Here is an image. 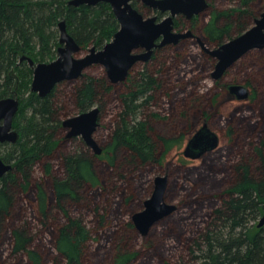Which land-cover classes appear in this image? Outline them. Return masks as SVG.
<instances>
[{
  "label": "trees",
  "instance_id": "trees-1",
  "mask_svg": "<svg viewBox=\"0 0 264 264\" xmlns=\"http://www.w3.org/2000/svg\"><path fill=\"white\" fill-rule=\"evenodd\" d=\"M218 1L188 21L210 46L241 34L264 11V0H230L235 6L226 7L229 0ZM61 20L82 50L103 48L119 29L106 2L0 0V98L28 88L25 77V85L16 84L18 69L33 72L19 63L22 54L55 59ZM189 42L155 48L119 83L85 72L64 81L70 87L59 95L62 83L45 97L32 90L23 96L14 120L19 140L0 143V153L9 148L0 156L13 164L0 178V264H264V226L255 222L264 215V49L241 62L254 70L245 81L251 95L220 112L223 146L199 164L172 162L167 190L179 208L150 235L149 249H132L139 232L131 216L153 189L148 173L172 159L180 138L215 109L199 86L216 59L200 47L193 53ZM72 105L79 112L98 106L100 121L108 106L114 109L109 134L99 140L102 154L67 138L62 117ZM70 140L77 146L68 147ZM109 245L113 260L102 253ZM177 247L187 254L177 257Z\"/></svg>",
  "mask_w": 264,
  "mask_h": 264
},
{
  "label": "water",
  "instance_id": "water-1",
  "mask_svg": "<svg viewBox=\"0 0 264 264\" xmlns=\"http://www.w3.org/2000/svg\"><path fill=\"white\" fill-rule=\"evenodd\" d=\"M135 1H141L145 6L167 15L161 20L158 15L146 16L134 6ZM100 2L110 4L119 22V29L112 40L103 48L93 46L85 56L76 57L75 54L82 48L69 33L66 21L61 20L58 25L60 46L57 50V58L36 62L28 54L20 56L19 63L26 62L33 70L31 84L33 92L45 97L59 83L79 79L94 65L103 66L112 83L125 81L137 63L151 59L155 48L178 44L182 39L196 37L191 29L187 31L175 29L176 16L183 14L191 19L209 6L207 0H69V4L75 7L93 6ZM198 40L200 41L199 37ZM201 45L217 59L212 77L214 80H219L246 53L253 49L264 48V12L256 18L252 27L215 49L206 47L202 42ZM228 90L238 100H246L250 97L249 88L243 84H229ZM19 108L20 99L17 92L13 96L0 98V143L14 144L19 140L20 133L14 128V120ZM100 113L101 109L94 106L62 120V125L67 130V138L81 136L97 155L103 152V148L95 138V132L100 126ZM219 142L218 134L205 123L188 140L184 156L199 159L207 152L215 150ZM12 169L13 164L6 162L0 156V178ZM168 184L167 175L157 176L151 197L145 201L144 208L132 216L135 227L144 236L158 222L177 210L175 204L165 200ZM262 226H264V215L258 222V227Z\"/></svg>",
  "mask_w": 264,
  "mask_h": 264
},
{
  "label": "rangeland",
  "instance_id": "rangeland-1",
  "mask_svg": "<svg viewBox=\"0 0 264 264\" xmlns=\"http://www.w3.org/2000/svg\"><path fill=\"white\" fill-rule=\"evenodd\" d=\"M212 9H214V7H217L218 6V3L219 1L218 0H208ZM236 1V0H235ZM228 2V1H227ZM233 1H230L228 3L226 2H223L222 4V7H226V6H235L233 5L232 3ZM220 6V5H219ZM135 7L137 9H139L142 13H144V15L146 16H154V15H158L159 19H163L166 15L164 14L163 16H161L159 14L158 11H155V10H151L149 11L148 10V7H146L141 1H137L135 3ZM177 19H179L180 21V25L178 27H176V30L178 31H187L188 28H191L193 30V32L195 33L196 37H191V38H186L188 40H190L189 42V45H191V51L193 53H198L199 51V47L201 50H203L205 53H207L208 55H210L212 57V55L210 53H208L204 48L203 46L201 45V42L204 43V45L210 49H215L217 46H210L208 45L202 38L201 36L198 34L197 30L195 28H192L190 26V24L188 23V20L186 18H181L180 16L179 17H176ZM205 19L206 21L209 19V16H205ZM252 25H254V22L251 23V25L248 27L250 28ZM57 28L59 29V26H57ZM60 31V30H59ZM244 32V31H243ZM238 35L234 36V37H237ZM198 37L200 38V41L198 40ZM197 41V44L199 45H196V44H193V41ZM180 43V42H179ZM60 46V45H59ZM264 49V48H263ZM263 49H253L251 51H249L248 53L252 52V51H255V50H263ZM89 50V49H88ZM88 50H81L80 52L76 53L75 56L76 57H83L85 56L87 53H88ZM247 53V54H248ZM245 54L243 57H241L232 67L229 68V70L225 73V75L220 78L219 80H214V78L212 77V72L214 71L215 69V65H216V62H217V59L215 61V65H214V68L210 70V76L200 80V91L202 93H207L208 95V102L209 103V100H213L214 101V112L213 114H210V115H207L206 117H203L202 119L198 120L199 123L195 126L196 129L194 130V132L191 134V136H189L188 138L187 137H183V138H180V140L182 141V144H181V148L179 151H177V153L174 154V156L172 157V159L170 158L168 161H166L163 165L161 164L160 167L159 166H153L152 169L150 170V172L148 173V177L149 179L151 180V183L153 185V189H152V192L150 193V195L144 200L143 202V208H144V203L145 201L151 197L152 193H153V190H154V184H155V178L159 175H167L169 177V184L168 186L170 185V170H171V164L173 161H181L183 159H187V161L189 162V164H199L200 163V160L203 159L205 157L206 154H210V153H213L214 151H216L217 149H219L222 145V137H221V134L219 132V130L217 129V127L219 128L220 124L218 121V118H220L221 114L220 112L222 111V109L224 107H231L230 105H233V102L234 101H243V100H238L235 98L234 95L230 94L228 89H227V86L229 84H243V85H246L248 87V85L245 83L246 79H248V76L246 75L248 72L249 73H254V70H251L249 67H247L245 64H242V60L243 58L247 55ZM34 58V57H33ZM57 58V55L56 57ZM35 59V58H34ZM36 60V59H35ZM51 61V60H49ZM36 62H41L39 60H36ZM143 63V62H142ZM239 66V67H238ZM25 69V71H24ZM24 69H18L17 70V75H18V81L16 84L19 83V81L21 80V85L22 83L25 85L24 83V78L25 77V80H26V83L29 85L28 88H22V90L20 91L18 97L20 99V101L22 102V99H23V96L26 97L29 95V92H31V84H32V80H33V72H32V75L28 73L27 69L24 68ZM33 71V70H32ZM86 73H89V74H93V75H106V71H105V68L101 65H94L92 67H90L89 69H87L85 71ZM84 72V73H85ZM107 76V75H106ZM64 82V81H63ZM61 82L62 84H58L59 87H58V95H59V92H63V90H66L68 89L70 86L69 84L67 83H63ZM249 88V87H248ZM249 90H251L249 88ZM251 95V93H250ZM234 100V101H233ZM247 100V99H246ZM236 105V103H235ZM72 108L71 110V113H67L66 115H64L62 117V120L67 118V117H70V116H74V115H77L79 114L80 112L73 109V105L70 107ZM153 109H155V107H151ZM115 114V111L114 109L112 108V106H108V112H106L103 116H102V119L100 121V126L98 127L97 131L95 132V138L96 140L99 142V140L103 139L105 140L106 137L108 136L109 134V122H110V119L113 117V115ZM205 123L208 124V126L213 130L215 131L219 138H220V142H219V146L211 151V152H207L205 155H203L201 158L199 159H190V158H187L184 156V149H185V146L188 142V140L197 132V130L202 127ZM182 124L181 122L179 123V125ZM16 127V126H15ZM14 127V128H15ZM17 129V128H15ZM18 130V129H17ZM66 132L64 133H67V130H65ZM81 137H78V139H80ZM69 139H72V138H69ZM79 141V140H78ZM78 141H74V140H70L66 143V145L69 147L71 146H77L78 144ZM9 148L7 146L3 147L1 149V153L0 155H2V153H6V151H8ZM93 151V150H92ZM36 173L37 174H41L43 173V165H38L37 166V169H36ZM150 185V184H149ZM178 198H176V196L173 194V193H170L168 194V190L166 192V195H165V200L168 202V203H173L177 206V210L179 208V203H178ZM142 208V209H143ZM141 209V210H142ZM140 210V211H141ZM176 210V211H177ZM138 212V211H137ZM134 215V214H133ZM132 215V216H133ZM132 216H131V219H132ZM262 218V216L258 217L256 219L255 222H259V220ZM92 219V215H89L87 220H91ZM128 219V218H127ZM162 221V220H161ZM158 222L155 226H153L151 228V230L149 231V233L147 235H142L139 231V236L137 237V239L135 240L134 242V246L132 247L133 250H135L136 252H143V251H146L147 249H149L150 245H151V242H150V235L154 234L156 231H160L162 230V227L159 226V224L161 223ZM90 224V223H89ZM94 223H91L90 225H93ZM104 247V246H103ZM4 250H5V256H8L9 253H10V247L8 245H6L4 247ZM107 251V257L110 259V260H113L114 257L113 255L115 254V251H112V248L107 246L106 248H103L102 249V253L106 252ZM174 252V251H173ZM176 256L178 257H181V253L184 254V252H182V249L181 248H176ZM187 254V253H185ZM184 254V255H185ZM10 259V258H9ZM14 259H16V257H14ZM139 264V263H138ZM154 264V263H152Z\"/></svg>",
  "mask_w": 264,
  "mask_h": 264
},
{
  "label": "flooded vegetation",
  "instance_id": "flooded-vegetation-1",
  "mask_svg": "<svg viewBox=\"0 0 264 264\" xmlns=\"http://www.w3.org/2000/svg\"><path fill=\"white\" fill-rule=\"evenodd\" d=\"M207 1H208V0H207ZM208 3H209V1H208ZM147 7H149V6H147ZM209 7H210V3H209V6H208L203 12H201L199 15H196V16L192 17L191 19H188V18H187L185 15H183V14L178 15V16H176V17L182 16V17L186 18L188 21H191L192 19H194V18L200 16L201 14H203V13H204ZM149 8H150V7H149ZM150 9L152 10V8H150ZM158 12H159V14H160L161 16H163L164 14L167 15V13H161L160 11H158ZM263 12H264V11H263ZM263 12H262V13H263ZM262 13H261V14H262ZM260 16H261V15H260ZM260 16H259V17H260ZM176 17H175V18H176ZM259 17H257V18H259ZM159 20H160V19H159ZM255 20H256V19H255ZM255 20H254V23H255ZM252 26H253V25H252ZM252 26H251V27H252ZM175 29H176V27H175ZM188 29H191V28H188ZM188 29H187V30H188ZM248 29H249V28H248ZM248 29H246V30H248ZM191 30H192V29H191ZM246 30H245V31H246ZM245 31H244V32H245ZM244 32H242V33H244ZM242 33H241V34H242ZM241 34H239V35H241ZM239 35H238V36H239ZM233 38H234V37H233ZM182 40H184V39H182ZM229 40H230V39H229ZM227 41H228V40H227ZM225 42H226V41H225ZM165 46H166V45H165ZM217 47H218V46H217ZM157 48H158V47H157ZM159 48H160V47H159ZM154 50H155V49H154ZM246 54H247V53H246ZM212 57H213V56H212ZM151 58H152V57H151ZM213 58H215V57H213ZM228 70H229V69H228ZM228 70H227V71H228ZM227 71H226V72H227ZM226 72H225V73H226ZM224 75H225V74H224ZM224 75H223V76H224ZM227 89H228V86H227ZM228 91H229V90H228ZM229 93H230V92H229ZM250 93H251V90H250ZM230 94H231V93H230ZM232 95H233V94H232ZM235 98H236V97H235ZM100 114H101V113H100ZM99 121H100V117H99ZM75 137H81V136H75ZM73 138H74V137H72V139H73ZM81 139L83 140L82 137H81ZM83 141H84V140H83ZM87 146H88V145H87ZM88 147H89V146H88ZM89 148H90V147H89ZM90 149H91V148H90Z\"/></svg>",
  "mask_w": 264,
  "mask_h": 264
}]
</instances>
